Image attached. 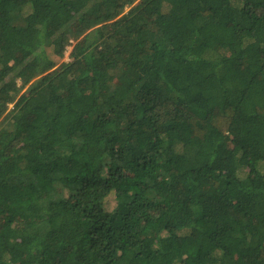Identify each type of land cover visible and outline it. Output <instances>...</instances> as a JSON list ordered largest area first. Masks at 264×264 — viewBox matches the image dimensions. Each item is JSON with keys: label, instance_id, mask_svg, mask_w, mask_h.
<instances>
[{"label": "trees", "instance_id": "1", "mask_svg": "<svg viewBox=\"0 0 264 264\" xmlns=\"http://www.w3.org/2000/svg\"><path fill=\"white\" fill-rule=\"evenodd\" d=\"M0 264H264V0H0Z\"/></svg>", "mask_w": 264, "mask_h": 264}, {"label": "rangeland", "instance_id": "2", "mask_svg": "<svg viewBox=\"0 0 264 264\" xmlns=\"http://www.w3.org/2000/svg\"><path fill=\"white\" fill-rule=\"evenodd\" d=\"M68 54H69V50H68V52L66 53V57H65V59H64V62H67L68 61ZM61 64V63H60ZM58 67V66H57ZM24 93V91L21 93V95ZM13 108H14V104H11L10 106H9V111H8V113H10L12 110H13Z\"/></svg>", "mask_w": 264, "mask_h": 264}]
</instances>
